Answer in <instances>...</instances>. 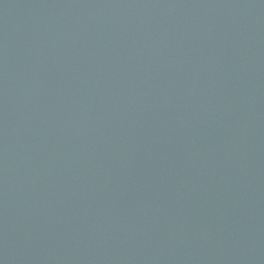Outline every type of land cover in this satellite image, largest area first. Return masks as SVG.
Returning <instances> with one entry per match:
<instances>
[{"label": "water", "instance_id": "obj_1", "mask_svg": "<svg viewBox=\"0 0 264 264\" xmlns=\"http://www.w3.org/2000/svg\"><path fill=\"white\" fill-rule=\"evenodd\" d=\"M0 264H264V0H0Z\"/></svg>", "mask_w": 264, "mask_h": 264}]
</instances>
